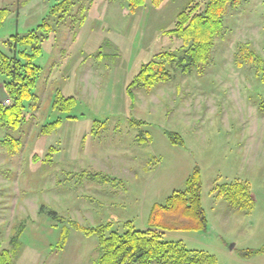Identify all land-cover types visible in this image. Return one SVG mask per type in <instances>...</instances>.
<instances>
[{
    "label": "rangeland",
    "instance_id": "374dc122",
    "mask_svg": "<svg viewBox=\"0 0 264 264\" xmlns=\"http://www.w3.org/2000/svg\"><path fill=\"white\" fill-rule=\"evenodd\" d=\"M63 1L0 0L4 53L12 37L52 27L35 60L41 73L24 122L0 126V251L13 250V264H96L98 237L72 222L146 231L153 207L183 191L198 169L207 229L165 231L163 240L218 264H264V83L238 60L245 44L264 58V0L229 8L208 64L187 74L169 66L171 80L137 90L135 103L129 84L155 55H182V41L166 32L192 1L205 0H162L158 8L145 0L135 11L127 0H70L65 17L53 16ZM4 80L0 104L9 106ZM58 92L76 99L70 111L54 108ZM236 182L250 188L249 214L220 195ZM17 233L20 248L10 245ZM248 250L263 253L243 259Z\"/></svg>",
    "mask_w": 264,
    "mask_h": 264
},
{
    "label": "trees",
    "instance_id": "16d2710c",
    "mask_svg": "<svg viewBox=\"0 0 264 264\" xmlns=\"http://www.w3.org/2000/svg\"><path fill=\"white\" fill-rule=\"evenodd\" d=\"M114 1V0H111ZM132 11L145 4V0H127ZM243 0H205L192 1L180 12L172 30L167 35L182 41V55L164 51L154 56L153 60L141 67L135 80L127 87V95L132 103L136 101V91L144 89L150 92L157 84L171 80L169 66L176 64L178 69L187 74L195 68L206 66L215 48L216 41L224 31V20L229 8H236ZM162 0H153L155 7H160ZM70 0H64L52 10L53 16L67 15L70 12ZM7 10L0 12V28ZM62 18V17H61ZM52 32V27L44 22L36 30L25 36H14L8 42L10 54L0 49V75L6 80L3 87L9 106L0 104V126L19 128L24 122V103L33 97L41 68L35 60L42 55V42ZM239 63L251 64L257 76L264 83V58L256 54L248 44L238 50ZM76 104L73 97H64L57 93L54 108L70 111ZM264 112V103L260 105ZM58 122L42 128L49 134L58 126ZM173 144H183L178 135H169ZM11 141V144H16ZM18 145V143H17ZM16 145V146H17ZM220 195L231 208L243 214H249L254 208L251 191L246 183L236 182L220 187ZM55 215V214H54ZM74 228L87 237L97 236L101 250L96 264H218L217 259L207 253L188 250L181 242L163 240L165 231H204L207 229L206 213L202 204V180L198 169L187 179L183 191L174 192L165 204L153 207L149 229L139 231L128 223L124 233L111 231V225L97 228H85L73 223ZM21 230V229H20ZM64 229V240L67 239ZM109 232V233H108ZM20 233L10 239V245L20 248ZM63 245V243L61 244ZM13 250L0 251V264H13ZM263 253V250L241 251L243 259H250Z\"/></svg>",
    "mask_w": 264,
    "mask_h": 264
},
{
    "label": "crops",
    "instance_id": "0c3cea01",
    "mask_svg": "<svg viewBox=\"0 0 264 264\" xmlns=\"http://www.w3.org/2000/svg\"><path fill=\"white\" fill-rule=\"evenodd\" d=\"M0 97H1V94H0Z\"/></svg>",
    "mask_w": 264,
    "mask_h": 264
}]
</instances>
